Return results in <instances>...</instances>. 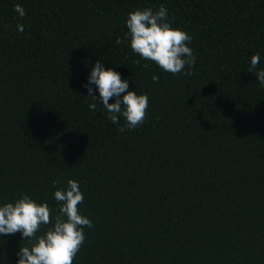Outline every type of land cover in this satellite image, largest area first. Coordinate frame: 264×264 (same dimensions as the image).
Instances as JSON below:
<instances>
[{
  "label": "trees",
  "instance_id": "16d2710c",
  "mask_svg": "<svg viewBox=\"0 0 264 264\" xmlns=\"http://www.w3.org/2000/svg\"><path fill=\"white\" fill-rule=\"evenodd\" d=\"M161 4L193 38L192 75L124 41L128 13ZM255 54L264 69V0H0V203L28 194L58 214L53 183L79 181L94 226L73 264H264ZM97 60L149 96L137 128L89 110L83 85ZM24 246L20 233L0 237V264Z\"/></svg>",
  "mask_w": 264,
  "mask_h": 264
},
{
  "label": "clouds",
  "instance_id": "9594fccd",
  "mask_svg": "<svg viewBox=\"0 0 264 264\" xmlns=\"http://www.w3.org/2000/svg\"><path fill=\"white\" fill-rule=\"evenodd\" d=\"M14 11L20 18L26 15L22 4L14 5ZM127 33L124 41H130V47L141 60H150L165 72L192 75L189 70L196 64L193 52L192 36L177 27L169 18L168 8L161 4L158 10L152 7L129 12L125 21ZM17 30L24 31L23 24H17ZM120 39L117 43H121ZM262 57H251L248 72L256 75L258 85L264 87V69L257 70ZM136 63H140L137 60ZM147 65H145L146 67ZM160 77L153 74L152 81L158 84ZM83 87L91 103L88 108L96 112L102 105L107 118L116 125L121 117L125 124L118 130H133L143 124L149 107V96L129 90V78H122L114 67L106 68L101 60L92 67ZM123 94V95H122ZM113 99V103L109 100ZM56 189L53 198L57 208L50 207L47 201L38 202L28 194H22L14 201L0 203V237L20 233L22 240L29 246L20 247L16 264H73L74 258L85 242V228L91 229L93 221L85 216L79 205L85 199L79 181L69 179L63 187ZM45 232L37 235L41 226H48Z\"/></svg>",
  "mask_w": 264,
  "mask_h": 264
}]
</instances>
